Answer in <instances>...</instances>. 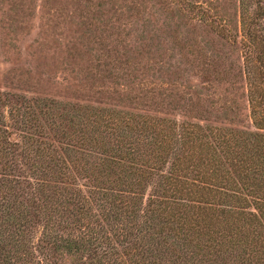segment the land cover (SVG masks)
<instances>
[{"label":"trees","instance_id":"trees-1","mask_svg":"<svg viewBox=\"0 0 264 264\" xmlns=\"http://www.w3.org/2000/svg\"><path fill=\"white\" fill-rule=\"evenodd\" d=\"M241 5L246 128L0 89V264H264V0Z\"/></svg>","mask_w":264,"mask_h":264},{"label":"rangeland","instance_id":"rangeland-1","mask_svg":"<svg viewBox=\"0 0 264 264\" xmlns=\"http://www.w3.org/2000/svg\"><path fill=\"white\" fill-rule=\"evenodd\" d=\"M241 8V0H0V89L246 128Z\"/></svg>","mask_w":264,"mask_h":264}]
</instances>
